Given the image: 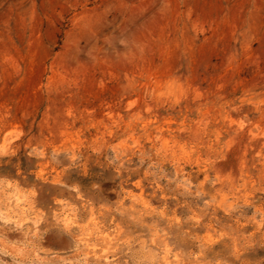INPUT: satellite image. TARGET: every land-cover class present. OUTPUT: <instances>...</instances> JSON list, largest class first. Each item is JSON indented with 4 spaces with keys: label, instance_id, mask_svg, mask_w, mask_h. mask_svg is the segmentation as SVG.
I'll use <instances>...</instances> for the list:
<instances>
[{
    "label": "clouds",
    "instance_id": "9594fccd",
    "mask_svg": "<svg viewBox=\"0 0 264 264\" xmlns=\"http://www.w3.org/2000/svg\"><path fill=\"white\" fill-rule=\"evenodd\" d=\"M108 25L111 32L80 40L77 55L95 63L97 45L128 62L145 53L132 30ZM158 98L180 103L171 90ZM245 107L252 114L223 117L219 130L195 121L186 144L141 121L147 148L128 138L56 147L23 127H0V169H15L0 171V264H264V187L244 171L232 177L217 168L242 133L249 145L264 140V127L253 119L264 121V100L228 111ZM22 156L35 166L26 170ZM252 160L264 178V144ZM73 173L90 183L72 179Z\"/></svg>",
    "mask_w": 264,
    "mask_h": 264
},
{
    "label": "rangeland",
    "instance_id": "374dc122",
    "mask_svg": "<svg viewBox=\"0 0 264 264\" xmlns=\"http://www.w3.org/2000/svg\"><path fill=\"white\" fill-rule=\"evenodd\" d=\"M109 21L132 30L145 53L128 62L97 45L95 63L77 55L80 40L111 32ZM165 90L177 93L179 105L158 98ZM248 100H264V0H0V127L6 130L23 127L56 147L128 138L147 148L139 138L143 121L186 144L195 121L219 130L223 117L252 114L251 107L228 111ZM180 125L189 131L179 133ZM248 140L247 131L239 135L217 168L232 177L244 171L264 187L251 168L264 140ZM22 160L26 170L35 166ZM0 171L15 174L11 166ZM72 179L90 183L76 173Z\"/></svg>",
    "mask_w": 264,
    "mask_h": 264
}]
</instances>
